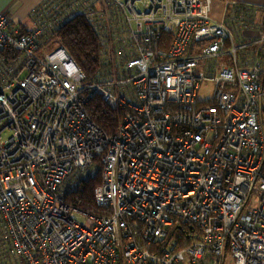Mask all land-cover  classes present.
I'll list each match as a JSON object with an SVG mask.
<instances>
[{
  "label": "built area",
  "instance_id": "2783aa9c",
  "mask_svg": "<svg viewBox=\"0 0 264 264\" xmlns=\"http://www.w3.org/2000/svg\"><path fill=\"white\" fill-rule=\"evenodd\" d=\"M75 14L106 41L111 73L91 82L62 46L37 55ZM21 30L0 12V264H264V25L236 47L210 0H52ZM96 95L112 134L89 114ZM98 167L108 215L65 199Z\"/></svg>",
  "mask_w": 264,
  "mask_h": 264
},
{
  "label": "trees",
  "instance_id": "16d2710c",
  "mask_svg": "<svg viewBox=\"0 0 264 264\" xmlns=\"http://www.w3.org/2000/svg\"><path fill=\"white\" fill-rule=\"evenodd\" d=\"M21 31L26 30L22 28ZM50 35L51 40L57 41L59 46L64 47L72 56L84 72L86 82L111 73L109 64L105 63L106 41L101 30L95 27L94 19L83 14H75L65 19ZM2 54L8 60L18 57V53L10 51H2ZM88 111L93 121L104 132L112 134L116 131L117 121L114 112L100 96L96 95L90 100ZM96 163L99 164V161L96 160ZM100 180L99 167L93 171V174L88 173L81 177L78 175L68 180L66 201L85 213L108 215L109 211L97 207L94 200V190L100 184Z\"/></svg>",
  "mask_w": 264,
  "mask_h": 264
},
{
  "label": "crops",
  "instance_id": "0c3cea01",
  "mask_svg": "<svg viewBox=\"0 0 264 264\" xmlns=\"http://www.w3.org/2000/svg\"><path fill=\"white\" fill-rule=\"evenodd\" d=\"M210 1L213 20L222 22L233 37L241 36L249 42L258 39L264 25V0ZM51 5L52 0H0V12H5L13 24L33 30ZM6 258L8 263L12 261L10 256Z\"/></svg>",
  "mask_w": 264,
  "mask_h": 264
},
{
  "label": "rangeland",
  "instance_id": "374dc122",
  "mask_svg": "<svg viewBox=\"0 0 264 264\" xmlns=\"http://www.w3.org/2000/svg\"><path fill=\"white\" fill-rule=\"evenodd\" d=\"M95 9L97 10L96 6H95ZM50 36L51 35L44 37L39 42V47L37 50L38 56H41V57L45 56L47 53L51 52L52 50H54L59 45L58 42L55 41L54 39L51 40ZM248 43H249V40L243 39V37H241V36L240 37H234V45L236 47H240V46L246 45ZM231 47H232V44L226 45L224 54L217 57L215 60V69L213 70V72H207L206 73V77L204 78L203 82L201 83V86H200V89L198 92V100H199L200 104H204L210 100L212 93H213V89H214V73L218 70L219 66L221 64L227 65L229 67L232 66L231 54L229 53V50ZM250 49H254V46H252ZM241 55H242L241 50L237 51V58L238 59L241 58ZM207 61H208V63L210 62V64H211V61L209 59ZM23 75H24V72L21 74V76H23ZM3 136L6 137L7 133H4ZM89 174H93V171L91 170L89 172ZM78 175H79V177L85 176V175L80 174V173H75L74 175H71L68 180L70 181L72 178H75ZM68 180L66 181V183L68 182ZM83 221H84V218H82V217L79 218V222L82 223ZM7 264H9V263H7ZM224 264H234V262L229 257H226Z\"/></svg>",
  "mask_w": 264,
  "mask_h": 264
}]
</instances>
